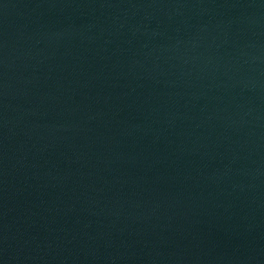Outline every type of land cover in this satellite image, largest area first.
Returning a JSON list of instances; mask_svg holds the SVG:
<instances>
[{"label":"water","instance_id":"water-1","mask_svg":"<svg viewBox=\"0 0 264 264\" xmlns=\"http://www.w3.org/2000/svg\"><path fill=\"white\" fill-rule=\"evenodd\" d=\"M0 264H264V0H0Z\"/></svg>","mask_w":264,"mask_h":264}]
</instances>
